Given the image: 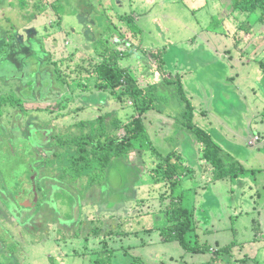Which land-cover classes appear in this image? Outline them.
<instances>
[{"label":"rangeland","instance_id":"374dc122","mask_svg":"<svg viewBox=\"0 0 264 264\" xmlns=\"http://www.w3.org/2000/svg\"><path fill=\"white\" fill-rule=\"evenodd\" d=\"M35 1L39 4V0H30L31 7ZM45 1L46 5L41 3L35 11L39 14V19H34L33 22L45 35L50 33L47 40L49 50L58 42L66 46L72 44V38L73 44L77 45L72 53L64 54L61 59L59 58L61 46L58 52L55 51V47L51 50L55 60L60 63L58 66L62 71V74L56 76V79H59L57 86L59 88L62 86L61 98L56 102L66 107L63 110L64 115L71 114L73 117L64 118L62 122L68 124L78 122L77 125H79V122L85 119L84 117L87 118L83 121L88 122L96 120L97 116L104 113L113 115L116 111L120 112V117L124 118V121H128L131 115L136 114L137 104L133 102L125 86L117 90L100 89L89 77L93 67L90 66V60H84L85 57L95 53L96 57L90 59L98 63L102 59L98 52L101 50L108 52L110 47V45L101 46L100 49V46L90 45L89 41L98 40L102 31L103 35L100 38L102 44L114 39L123 46H131L130 44L136 46L130 52L123 53L122 59H119L117 63V66L128 74L136 88L145 89L150 84L158 83L157 85L162 90H166L163 77L166 79L179 77L182 80L184 94L189 104L195 109L193 125L204 130L221 148L223 168L227 169L232 165L242 167L235 173V176L225 178L223 181L218 180L214 183L215 185L212 183L214 185L212 190L208 188L206 192L201 191L197 194L190 191L184 195L183 206L196 218L195 230L198 237L193 233L188 235L192 243L202 244L204 242L201 241L203 231L219 226L225 210L227 207L231 208V203L233 208H251L254 204L252 198L256 199L257 204L264 202V147L258 148L263 144L255 147L249 146V142L255 135L263 133L262 125L251 121V118H256L253 116L254 113L264 111V30H262L264 21L258 22L262 14L261 10L243 11L240 6H236L237 0H61L62 17L54 19L52 14L55 5L53 2L57 0ZM28 4L23 5L28 7ZM15 5L19 6V3L16 2ZM56 6L58 7L59 4L57 3ZM4 10V8L0 10V40L2 30H10L4 21ZM92 11H94L93 15H100L99 22L102 24V27L95 30L96 33L90 19L93 15L89 14ZM77 15L80 17L81 26L77 21ZM58 20L61 30H56ZM79 27L80 31H78ZM119 31H122L129 42L126 41L125 44L123 39H115L113 34ZM24 33L26 36H33L31 28H26ZM64 33L74 35L71 34L66 38ZM76 33H78L77 37H75ZM20 34L22 35V32ZM120 50H125V48L118 51ZM156 50H160L165 59L163 66L165 75L163 76L161 71L157 70L159 67L152 58V53ZM49 71L50 66H48L47 59L41 54L32 57L10 56L0 66V85L5 81L4 79H11L12 86L20 87L24 95L32 98L35 94L34 90L39 88H36L35 82H29L30 79L41 78L43 81L47 78L41 84L40 91L47 90L48 92L51 88L49 87L51 83L48 81L51 76ZM25 78L26 81H22ZM74 88L77 89L74 90ZM34 98L37 99V95ZM156 104L154 106L165 110V114L169 113L173 119L177 117L176 121L184 110L182 101L173 94H171L170 101L161 99L156 101ZM47 105L50 108L53 106L52 103ZM122 106L129 111L124 112V108L121 111ZM32 107L38 108V104ZM82 110L88 112L83 113ZM144 115L143 123L150 134L152 132L158 135L170 133L169 129L164 131L163 128L173 127L174 123L171 119L167 120L149 111ZM30 131L43 139V132H40L39 128L32 127ZM177 132L180 133V129L177 128ZM11 135L10 144L14 148V153L28 155L25 160L19 161L20 167L31 169L29 166L33 165V161L29 156L33 157V153L29 148L34 146L35 140L30 137L29 142V139L24 141L28 142L26 145L22 143L20 132L13 134V132L2 131L1 141L8 143L7 140ZM148 139L150 141V138ZM138 147L136 150L141 151L142 147ZM185 157L189 159L188 156ZM135 158L131 156V160ZM142 159L144 162L141 166L147 169L149 156ZM151 162L157 161L151 157ZM133 168L120 159L111 168L108 175V190L105 189L111 198L108 199L113 202H107L109 211H115V206L121 204L126 205L127 203L128 206L134 207L137 202L140 204L141 202L137 200L133 202L143 192L138 187L141 184L144 186V191L146 190L145 196H163L162 200L167 197V187L158 177L155 180L157 182L152 181L150 175L142 173L143 170ZM206 171L207 177H210V167H205ZM229 184L235 192V196L232 194L234 198L230 194L231 189L224 192ZM63 195L54 192V201L59 204L64 202ZM64 196L65 199L69 198L67 194ZM168 200L176 202L172 197ZM148 211L149 209L147 212L142 210L141 214L134 213V216L128 215L127 218L123 213L116 225L111 220L110 237L104 245L103 241L95 239L87 241L86 247L83 241H78L79 244L75 241L67 244L61 242V255L70 256V253L76 254L75 250H77L79 258L84 253L82 249L88 248L95 251L93 259L100 264H132L135 259L145 264H208L212 261L211 254L186 255L187 252L177 241L152 240L151 238L155 239L158 234L143 230V227L149 226L152 220V215L147 214ZM255 213L249 211V215L244 214L241 217L239 223L244 224L247 229L240 230V237L259 227V218ZM261 218L264 219V213L261 214ZM18 233L19 231H16V234ZM205 243L214 245L216 242L209 240ZM239 243L247 245L246 251L249 258L256 256L253 257L255 259L253 264H264V241ZM51 249L52 245L48 243L41 251V258L43 259L45 253L49 254ZM212 250L216 248L213 247ZM233 254H235V259L245 258L243 253L238 254L237 248L234 249ZM35 259L38 258L34 257L32 260ZM81 259L79 258V264H89L88 261L81 262ZM215 263L219 262L212 261V264ZM227 263L231 264V261ZM223 264H226V261Z\"/></svg>","mask_w":264,"mask_h":264},{"label":"flooded vegetation","instance_id":"af4514ba","mask_svg":"<svg viewBox=\"0 0 264 264\" xmlns=\"http://www.w3.org/2000/svg\"><path fill=\"white\" fill-rule=\"evenodd\" d=\"M16 2L19 6L15 5ZM24 3H29L28 7H25ZM41 3L46 5L45 0H39V4L35 1L32 7L30 0H0V10L5 9L3 17L7 28L10 29L2 30L0 66L10 56L32 57L41 54L47 59L51 75L48 79L51 83L49 86L51 88L47 87L50 89L48 92L40 91L41 84L47 78L43 81L41 78L30 79L29 82H35L36 88H39L34 90L35 94L32 98L24 95L20 87L12 86L11 79H4L5 81L0 85V135L2 131L13 132V134L20 132L22 143L26 145L30 137L35 140L34 146L29 148L33 153V157L29 156L33 165H30L31 169L28 170L20 167L19 164V161L25 160L28 155L14 153V148L10 144L12 135L7 140L8 143L2 142L0 136V264H79V258H82L81 262L100 264L93 259L95 251L88 248L82 249L84 253L79 258L77 250H75L76 254L70 253L71 257L61 255V242L67 244L75 241L79 244L78 241H83L86 247L87 241L95 239L103 241L101 243L104 245L110 237L111 220L116 225L123 213L125 218L134 213L141 214L143 209H150L154 204L153 196H145L146 190L144 191V186L141 184L138 187L143 192L133 202L137 200L141 202L140 204L137 202L134 204L135 207L128 206L127 203V207L121 204L115 206V211H109L107 202H113L109 200L110 195L105 189L108 190V175L118 159L127 166L140 168L144 175H150L154 169L158 168L160 173L155 174L154 177H158L160 181L163 180L166 185L168 192H166V198H170L168 191L170 187L167 186V180L164 178L163 167L159 168L162 164L158 163L152 167L148 161L149 166L145 169L141 166L144 161L137 150L129 155L114 156L102 173L96 168L94 162L90 163L89 168L83 167L79 171V167L82 166L79 159L81 153L78 154L79 146L83 145L87 154L88 151L97 148L98 153L103 152L106 157L110 139H114L116 144L121 141L124 143L123 140L126 139L124 127L128 121H124V118L120 117V112L116 111L113 115L104 113L97 116L96 120L88 122L83 121L87 118L84 117L85 119L81 120L79 125H77L78 122L69 124L62 122L64 118L73 117L71 114L64 115L63 110L66 107L56 102L62 94V86L60 88L57 86L59 79H56V76L62 74V71L58 66L60 63L55 60L51 51L54 45L50 47V50L48 47L47 40L50 33L49 36L45 35L33 22L34 19H39V14L35 11ZM53 5L55 9L52 15L54 19H57L62 15L61 0L54 1ZM26 28L33 30V36L25 35ZM59 29L58 20L56 30ZM21 32L22 35H19ZM58 71H60L59 74ZM22 81L25 82L26 78ZM36 95L37 99L34 98ZM36 103L38 108L32 107ZM48 103H52L53 106L48 107ZM122 108L125 111L126 107H120L121 111ZM82 112L88 111L82 110ZM77 117H79L78 114ZM32 127L39 128V131L43 132V139L30 131ZM87 127L88 131H86ZM84 138L87 139L86 144L83 143ZM27 139H29L28 142H24ZM132 155L136 157L134 160H131ZM85 159L82 161L84 162ZM151 177L150 175V180H153ZM54 192L67 194L69 198L65 199L63 195L64 202L59 204L54 201ZM16 231L19 233L16 234ZM48 243L52 245V249L49 254L45 253L42 259L41 251ZM34 257L38 259L32 260Z\"/></svg>","mask_w":264,"mask_h":264},{"label":"trees","instance_id":"16d2710c","mask_svg":"<svg viewBox=\"0 0 264 264\" xmlns=\"http://www.w3.org/2000/svg\"><path fill=\"white\" fill-rule=\"evenodd\" d=\"M236 6H240L243 11L254 12L257 9L262 11V14L259 17L258 22H263L264 20V0H237ZM107 11L106 8H104ZM118 31V29H116ZM103 35L102 31L100 33V37L94 40V46L99 47L101 46H109L108 52L100 51L98 54L101 56V61L95 63L92 68V71L89 74V77L96 83L97 88H111L117 90V88L125 86L130 92L131 98L133 102L137 104L135 108L139 117L133 118L129 121L124 129L126 132V141L124 143L116 144L117 142L114 139H110L109 147H108V154L104 157V153H98L97 148H93L92 150L88 151V154L83 149V145L79 146L80 160L82 162V166L79 167V171L83 167H90V163L94 162L96 164V168H98L101 173L103 169L108 165L111 159L115 157H119L122 154L129 155L131 152L136 151V145H139L144 148L150 149L151 143L148 139L146 129L143 125V121L140 118L142 114H144L147 110L152 108L158 109L156 101H160L164 99V101L169 100L171 98V94L175 95L180 101H182V110L181 116L178 119L180 125L185 127L189 130L193 136L196 138L197 141L203 143L204 146V159L213 167L215 172V179H223L226 177H230L235 175V173L242 169V167H236L232 165L230 168L224 169L223 168V161H222V151L221 148L216 145L211 139L209 135H207L204 131L196 128L193 125L194 119V108L189 104L183 90V85L179 77H173L170 79H166L163 77L164 85L166 86V90H162L159 85H150L145 89H138L135 87L134 83L131 82L127 73L122 71L118 66V60L122 59L123 53L130 52L133 47H136L132 44L131 46H123L120 45L117 41L110 40L111 42L100 43V38ZM115 39H123L122 41H128L127 38L123 35L122 31L119 33L113 34ZM122 42V43H124ZM129 42V41H128ZM121 48H125V50H120ZM137 50L139 48L137 47ZM120 52V53H118ZM143 52V51H142ZM152 58L157 63V70L161 71V75L164 74V64L165 59L160 50H156V52L152 53ZM170 90V92H168ZM161 91V92H160ZM167 96V97H166ZM87 139L84 138L83 143L86 144ZM83 149V150H82ZM143 151V152H142ZM137 151L138 154L144 153V150ZM142 154H140L142 156ZM90 156V157H89ZM173 153H168L166 155H158L156 154L157 160H159V168L163 167V173L165 180L172 181L170 184L174 186L176 182L173 181L176 172L174 170L178 169L179 167L173 165L171 160L173 158ZM87 157V159H85ZM89 157V158H88ZM221 157V158H220ZM82 159H85L84 162ZM216 163V164H215ZM74 169V168H73ZM158 168L154 169L153 172H158ZM167 221L169 222L168 225L161 227L160 235L163 238L164 242H172L177 241L182 249L191 254H214L216 257H222L224 255H230L232 248L237 245L238 243H233V241L218 247L216 250H212L211 246L206 245L205 243L199 244L197 242L192 243L190 239H188V235L195 231L194 227V220L193 214L182 206L180 203H170L165 210ZM132 264H145L139 259H135ZM231 264H234V261H231Z\"/></svg>","mask_w":264,"mask_h":264},{"label":"crops","instance_id":"0c3cea01","mask_svg":"<svg viewBox=\"0 0 264 264\" xmlns=\"http://www.w3.org/2000/svg\"><path fill=\"white\" fill-rule=\"evenodd\" d=\"M93 12L94 11L89 13L90 16L93 15ZM101 15H104V14H101ZM90 16H89V18H90ZM257 16H259V15L257 14ZM61 17H62V15H61ZM79 18L80 17H78V15H77V21L79 23V26H81L80 22H79ZM90 19L92 20V27L94 29V32L96 33L95 30H98L100 27H102V24H100V22H99L100 15L95 14ZM59 30H61V29H59ZM262 30H264V29H262ZM78 31H80V27L78 28ZM249 32H250V30H249ZM71 34L72 33H64L63 35L67 38V37H70ZM72 35H74V34H72ZM77 36H78V33H76L75 37H77ZM61 41H62V39H61ZM71 41H72V44H70L68 46H66L64 44L63 45L59 44V42L54 45L56 52L59 51L60 46L62 47V50H61L62 53L61 52L59 53L60 59L64 54H66L68 52L72 53L75 50L77 45L75 46V44H73V38L71 39ZM74 43H75V41H74ZM89 43L93 47L95 42L89 41ZM91 57L95 58L96 54L94 53V55H88L85 57L84 60H86V61L90 60V63H91L90 66L93 67L95 65L96 61L95 60L93 61V59H90ZM99 57H101V56H99ZM65 58H67L66 55H65ZM72 58L73 57L71 56V59ZM92 62H94V63L92 64ZM181 83H182V80H181ZM153 84L157 85L158 83H153ZM153 84H150V85H153ZM92 96H94V95H92ZM128 111H129V109H127L124 112H128ZM148 111H149V113L152 112L154 114L160 115L167 120L171 119L174 123L173 127L172 126H170V127L166 126V128H163L164 131L169 129L170 133L167 135H164V134L158 135L157 133H153V132L150 134L148 132V130L145 128L147 136L150 135V136H148V138H150L151 147H150V149L144 148V147L140 148L141 151L144 150L143 154L140 153V154H142V158L145 156H149L148 161L150 162V165L152 167H155V165H157L159 162V160H157V158H156V154L166 155L168 153H173L174 156L171 160V163L173 165L178 166L179 168L174 170L176 172L175 177L173 179V181L176 182L175 185L171 186L172 184H170V183L172 181L167 180V183H168L167 186L170 187V190H168V191H170L169 197H172L176 200V202H174V201H171V202L175 203V204L180 203L183 206V204H182L183 198H184V195L186 194V192L192 191L195 194H197L201 191L203 193L206 192L208 190V188H211V190H212L214 185H215L214 183L217 182L218 180L215 179V172H214L213 167L204 159L203 143L197 141L196 138L193 136V134L189 130H187L185 127L180 126L179 122L176 121L177 117H175L173 119V116H171L169 113H168V115H167V113L165 114V110L152 108L150 110H147L146 112H148ZM194 112H195V109H194ZM181 113L179 114V118L181 116ZM144 114H142L140 116L142 121L144 120L143 119L145 116ZM253 116H255L256 118H251V121H253L255 123L256 122L259 123L260 125H262L261 127L263 129V133L256 135V136H260L262 138L260 144H263V145L262 146L258 145L259 146L258 148L260 149L261 147H264V111H262L260 113H258V112L254 113ZM135 117H139L137 112L135 115L130 116V119L128 120V122L131 121ZM143 125H144V123H143ZM144 127H145V125H144ZM177 128L180 129V133L177 132ZM138 146H137V148H139ZM185 156H188L189 159L186 158ZM151 157H153L157 162L152 163ZM205 167H210V177H207L208 175H207V171L205 172ZM157 171L158 172H155V173L151 172L150 173V175L152 176L151 179H153L152 181L156 180V178L154 177V176H156L155 174L160 173L159 170H157ZM233 176H235V175H233ZM233 176H231V177H233ZM226 178H229V177H226ZM224 179L225 178L219 179V181H223ZM161 181L163 183V180H161ZM237 187L239 189V186H237ZM230 189H231V184H229L228 187L225 188L224 192H228ZM230 194H231V196H232V194H234V196H235V192L233 191V189L230 190ZM234 196H232V197L234 198ZM257 197H259L258 193H257ZM162 198H163V196L162 197L161 196H153L154 204L150 207V209L147 213V214L152 215V220H151L149 226L143 227V230L153 231V232H155L156 235L158 234V236L155 239L151 238L152 240H157V241H164L160 235L159 229L161 227H164V226L169 224V222L167 221L165 210L168 206H170L171 202L168 203V201H169L168 198H165V200H162ZM252 201L254 204L251 205V206H253L251 208H242V207L233 208L232 203H231V208L227 207V209H226L227 211L225 210V212L222 216V220L220 222V225L212 228L209 231H208V229L204 230L202 237H201V239H202L201 241H204L203 243H205L206 241H209V240L215 241L216 243L214 245L205 243L206 245L211 246V249H213V247H215L217 249L218 247H221V246H223V245H225L231 241H233V243H238V242H242V241H249V242L250 241H255V242L256 241H264V219L261 218V214L264 213V202L262 204H257L256 199H254V198H252ZM245 209H247V210H245ZM143 210H145V212H147L148 209L147 210L143 209ZM249 211H251L252 213L253 212L257 213V218H259V227L257 229H255L253 232L248 233L247 235L240 237L239 236L240 230L247 229V228L245 227L244 224L239 223V221L241 220V217L244 214L249 215ZM229 213H232V214L229 216L228 215ZM193 220H194V227L196 229L197 224H196V218L194 216H193ZM193 234H195L198 237V235L196 234V230L193 232ZM219 242H221L222 244L219 245L218 244ZM246 247H247V245L242 244V243H238L237 245H235L232 248L230 255H224L222 257H216L214 254H211V253H208V254L186 253V255L203 256V255H210L211 254L212 255L211 260L216 261V262L218 261L219 262L218 264H223L225 261H226V264H228L227 261H232V262L234 261V264H244V263L253 264L252 262H254V260H255V259H253V257L255 258L256 256L249 258L248 252L246 251V249H247ZM235 248L238 249V254L241 255V253H243L245 258L235 259L234 258L235 254H233ZM212 261H210V263H208V264H212Z\"/></svg>","mask_w":264,"mask_h":264},{"label":"water","instance_id":"95a60500","mask_svg":"<svg viewBox=\"0 0 264 264\" xmlns=\"http://www.w3.org/2000/svg\"><path fill=\"white\" fill-rule=\"evenodd\" d=\"M195 127H196V126H195ZM200 130H201V129H200ZM202 131H204V130H202ZM205 133H206V132H205ZM255 136H256V135H255ZM255 136H254V137H255ZM254 137H253V139H254ZM211 139H212V138H211ZM253 139H252V140H253ZM252 140H251V141H252ZM261 140H262V138H261ZM212 141H213V140H212ZM260 142H261V141H259V142H255L254 144H249V146H251V147L258 146V145H260ZM214 143H215V142H214ZM249 143H250V142H249ZM216 145H217V144H216Z\"/></svg>","mask_w":264,"mask_h":264},{"label":"built area","instance_id":"2783aa9c","mask_svg":"<svg viewBox=\"0 0 264 264\" xmlns=\"http://www.w3.org/2000/svg\"><path fill=\"white\" fill-rule=\"evenodd\" d=\"M259 141H261V137L255 136L254 139L252 141H250V144H254L255 142H259Z\"/></svg>","mask_w":264,"mask_h":264}]
</instances>
